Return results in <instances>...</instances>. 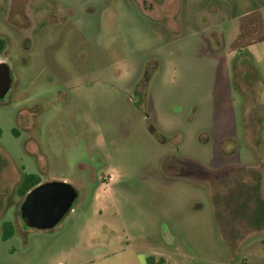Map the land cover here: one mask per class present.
<instances>
[{"label": "rangeland", "instance_id": "374dc122", "mask_svg": "<svg viewBox=\"0 0 264 264\" xmlns=\"http://www.w3.org/2000/svg\"><path fill=\"white\" fill-rule=\"evenodd\" d=\"M0 39V264H264V0H0ZM30 173L77 190L50 229Z\"/></svg>", "mask_w": 264, "mask_h": 264}, {"label": "water", "instance_id": "95a60500", "mask_svg": "<svg viewBox=\"0 0 264 264\" xmlns=\"http://www.w3.org/2000/svg\"><path fill=\"white\" fill-rule=\"evenodd\" d=\"M10 69L0 62V99L11 87ZM77 190L65 181L50 180L30 189L19 206L21 219L36 229H50L71 209Z\"/></svg>", "mask_w": 264, "mask_h": 264}, {"label": "trees", "instance_id": "16d2710c", "mask_svg": "<svg viewBox=\"0 0 264 264\" xmlns=\"http://www.w3.org/2000/svg\"><path fill=\"white\" fill-rule=\"evenodd\" d=\"M40 183V178L36 174H24L23 178L19 184L18 191L22 194H26L30 189L35 187ZM12 233V227L11 224L8 222H5L3 224V235L2 238L6 239L8 238ZM148 264H152L151 259H147Z\"/></svg>", "mask_w": 264, "mask_h": 264}, {"label": "crops", "instance_id": "0c3cea01", "mask_svg": "<svg viewBox=\"0 0 264 264\" xmlns=\"http://www.w3.org/2000/svg\"><path fill=\"white\" fill-rule=\"evenodd\" d=\"M101 245H102V247H104L106 249L113 248V246H114V238H110V237L105 238L104 237V239H102ZM107 253H110V252H107Z\"/></svg>", "mask_w": 264, "mask_h": 264}, {"label": "flooded vegetation", "instance_id": "af4514ba", "mask_svg": "<svg viewBox=\"0 0 264 264\" xmlns=\"http://www.w3.org/2000/svg\"><path fill=\"white\" fill-rule=\"evenodd\" d=\"M3 47V41L0 39V48ZM34 118L31 117V120H33ZM27 194V193H26ZM20 213V212H19Z\"/></svg>", "mask_w": 264, "mask_h": 264}]
</instances>
